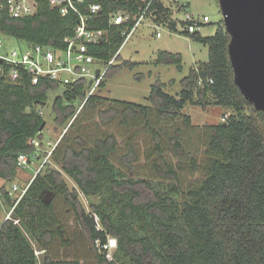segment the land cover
I'll list each match as a JSON object with an SVG mask.
<instances>
[{
    "label": "trees",
    "instance_id": "16d2710c",
    "mask_svg": "<svg viewBox=\"0 0 264 264\" xmlns=\"http://www.w3.org/2000/svg\"><path fill=\"white\" fill-rule=\"evenodd\" d=\"M34 1L35 13L14 18L8 15L4 0H0V33L25 43L54 50L62 48L64 38L73 34L78 16L73 12L61 15L48 0ZM147 1L85 0V3L99 2L102 8L89 21L90 27L106 31L100 42L88 46L98 60H110L123 42L120 32L125 25L111 24L108 14L116 10L134 14ZM150 9L153 23L167 17V6L159 0L152 1ZM169 17V26L174 29L176 21L171 19V10ZM182 32L207 46L208 59L189 70L180 80L178 92L168 93L165 84L158 82L151 88L149 105L108 97L115 104L99 110L97 115L103 124L119 113L124 117L146 118L150 111H156L162 120H173L194 97L204 107L211 97L216 105L232 112L225 113V119L218 124L206 127L209 162L205 178L179 200L175 187L159 188L151 180L128 178L115 167L109 159L116 149L114 134L96 138L90 147L77 148L64 141L68 136L65 132L49 157L60 163V171L47 167L46 162L45 171L31 176L25 193L13 208L11 215L18 223L12 219L0 223V264H37L29 239L45 246L58 233V219L52 203L44 199L46 193L64 198L97 264H264V111L256 110L234 82L228 54L230 35L222 21L212 35ZM118 57L119 53L114 61ZM154 63L173 64L182 69L180 53L161 50ZM124 64L130 68L134 65L129 61ZM114 66L118 67L112 64L105 76ZM105 76L97 89L104 85ZM58 88L61 93L52 102L55 129L73 125L84 108L95 107L103 98L97 89L86 97L84 82L61 88L50 80L32 85L12 82L0 74V178L11 182L20 168L16 165L17 155L33 151L28 140L36 136L40 139L45 121L41 108L48 92ZM76 102L81 104L78 112ZM119 105L123 107L119 109ZM183 119L189 123V116L183 115ZM145 127L159 155L153 162L155 171L174 178L172 169L165 174L157 163L162 159L161 134L148 120ZM181 134L180 128H176L171 138L178 151ZM74 140L82 141L78 137ZM134 158L132 147L122 156L129 167ZM61 172L73 180L76 188H68ZM9 189L5 183L0 185V205L5 204L8 210L13 203ZM79 192L86 198L99 196L100 200L89 202L87 212L80 204ZM108 236L116 241L110 258L102 247L108 243Z\"/></svg>",
    "mask_w": 264,
    "mask_h": 264
},
{
    "label": "rangeland",
    "instance_id": "374dc122",
    "mask_svg": "<svg viewBox=\"0 0 264 264\" xmlns=\"http://www.w3.org/2000/svg\"><path fill=\"white\" fill-rule=\"evenodd\" d=\"M167 6L166 15L161 21L156 22L159 28L153 26L151 18L145 17L137 26L135 32L119 48V57L113 62L110 73L105 76L104 85L97 90L103 98L95 107L84 108L73 125L55 129L53 123L54 113L52 102L61 93V89L51 90L47 94V100L42 106V115L45 125L40 135L41 148L38 150V158H33L31 162L23 168L17 170L15 178L9 182L0 178V185L5 183L10 187L13 183L24 185L36 172L44 154L43 150L49 148L46 141L54 143L63 134L68 135L64 141L70 142L79 147H90L96 138L107 134H114L116 138V149L111 153L109 159L119 169L125 177L144 178L151 180L159 188L169 189L175 187L178 199L182 200L188 189L195 187L207 173L209 157L207 153V125L218 124L221 117L231 114L227 107L216 105L214 100L209 97L207 106L198 103L196 97L193 102H186L181 114L173 120H162L156 111H150L145 118L143 116L124 117L119 113L114 119L103 124L100 122L97 112L108 109L114 105L113 101L123 100L136 104L149 105L148 96L151 88L158 82L165 84V91L175 94L180 90V80L186 76L192 67L208 59V48L201 42L187 36L182 31H198L202 36L212 35L219 23L223 21V15L218 0H159ZM171 19L176 21L175 30L170 25ZM185 12L192 14L195 18H202L208 15L210 20L200 25L198 29L190 26L185 21ZM160 30L161 35L156 36V31ZM0 40L3 43V50H11L13 47L20 46L23 41L17 38L0 33ZM169 51L180 53L182 58L181 71L173 64H155L154 60L159 51ZM129 61L134 65L130 68L124 64ZM110 99H109V98ZM76 102L77 112L80 111L81 104ZM119 109L123 105L118 106ZM183 115L189 116V123L183 119ZM148 120L151 126L156 129L162 137V159L157 161L163 172L167 174L173 170L174 178L167 175H159L153 162L159 155L154 151V140L145 127ZM176 128L181 130V150L174 148L171 138ZM81 138L80 143L75 142L74 138ZM132 147L135 158L132 166L123 163L122 156ZM47 167L55 168L60 171V163L52 159L47 162ZM45 166V167H46ZM45 167L41 171H45ZM62 178L68 188H76V184L61 172ZM79 201L85 211H90L89 202H99V196L86 198L79 192ZM44 199L51 202L53 210L58 219V233L54 236L50 244H38L35 240L31 241L32 247L37 257V264H57L66 262L68 264H97L87 238L82 234L75 216L65 202L64 198L55 193L44 194ZM1 201V199H0ZM8 211L5 204L0 205V223ZM115 239L108 236V248L106 253L111 255L115 247ZM98 248L99 246L95 244ZM99 250V248H98ZM101 252V251H98ZM107 257V256H106ZM109 258V257H107ZM49 260V261H48Z\"/></svg>",
    "mask_w": 264,
    "mask_h": 264
},
{
    "label": "built area",
    "instance_id": "2783aa9c",
    "mask_svg": "<svg viewBox=\"0 0 264 264\" xmlns=\"http://www.w3.org/2000/svg\"><path fill=\"white\" fill-rule=\"evenodd\" d=\"M50 6L56 7L61 15L73 12L78 16L77 24L74 27L73 34L64 38V46L57 50L49 47L23 42L22 45L13 47L11 50H3V43L0 40V74L12 82H29L32 85L38 84L43 80H50L59 87L72 86L73 84L84 82L86 84V97L95 92L99 82L103 80L108 68L113 64L116 54L108 61L98 60L90 51L89 45L100 42L105 36L106 31L90 27L89 21L98 16L101 11L99 2H88L85 0H48ZM154 0H148L145 6L141 7L139 12L130 13L125 10L111 11L109 22L116 25H125L121 30L123 36L122 44L135 32L137 26L145 17L152 15L150 6ZM4 7L9 16L14 18L25 17L35 13L36 2L34 0H4ZM84 9H81V8ZM185 21L190 26L198 29L201 24L208 22L210 17L203 15L202 18H195L192 14L185 12ZM153 26L159 28L160 25L153 23ZM161 32L157 29L156 36ZM122 46V45H121ZM98 70V74L95 72ZM40 112V111H39ZM41 113V112H40ZM226 114L221 117L223 121ZM28 143L34 147L28 154L20 152L16 158V165L20 168L26 167L33 158H38V150L41 148L40 139L31 137ZM57 141L50 143L46 141L49 148L43 150L44 154L36 168L37 174L41 168L48 162L49 157ZM29 182L24 185L13 183L8 190L12 198V206L6 212L4 219H12L18 223L17 218L12 217L13 208L25 193ZM98 245V243H97ZM108 248V243L102 245ZM110 258V254H106Z\"/></svg>",
    "mask_w": 264,
    "mask_h": 264
},
{
    "label": "water",
    "instance_id": "95a60500",
    "mask_svg": "<svg viewBox=\"0 0 264 264\" xmlns=\"http://www.w3.org/2000/svg\"><path fill=\"white\" fill-rule=\"evenodd\" d=\"M218 1L230 35L234 82L256 110L264 111V0Z\"/></svg>",
    "mask_w": 264,
    "mask_h": 264
},
{
    "label": "crops",
    "instance_id": "0c3cea01",
    "mask_svg": "<svg viewBox=\"0 0 264 264\" xmlns=\"http://www.w3.org/2000/svg\"><path fill=\"white\" fill-rule=\"evenodd\" d=\"M3 220H4V218H3Z\"/></svg>",
    "mask_w": 264,
    "mask_h": 264
}]
</instances>
